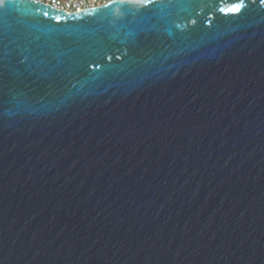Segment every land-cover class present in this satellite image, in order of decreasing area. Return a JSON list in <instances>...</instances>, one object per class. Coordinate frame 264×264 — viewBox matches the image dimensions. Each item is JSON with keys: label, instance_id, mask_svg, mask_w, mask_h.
Segmentation results:
<instances>
[{"label": "water", "instance_id": "obj_1", "mask_svg": "<svg viewBox=\"0 0 264 264\" xmlns=\"http://www.w3.org/2000/svg\"><path fill=\"white\" fill-rule=\"evenodd\" d=\"M236 2L8 0L0 264H264V5Z\"/></svg>", "mask_w": 264, "mask_h": 264}, {"label": "built area", "instance_id": "obj_2", "mask_svg": "<svg viewBox=\"0 0 264 264\" xmlns=\"http://www.w3.org/2000/svg\"><path fill=\"white\" fill-rule=\"evenodd\" d=\"M68 13L103 5L110 0H35Z\"/></svg>", "mask_w": 264, "mask_h": 264}, {"label": "snow or ice", "instance_id": "obj_3", "mask_svg": "<svg viewBox=\"0 0 264 264\" xmlns=\"http://www.w3.org/2000/svg\"><path fill=\"white\" fill-rule=\"evenodd\" d=\"M141 2L145 5L149 4V3H154L155 0H141ZM260 4L264 5V0H259ZM8 6V0H0V10H3L5 8H7ZM107 7V5H106ZM245 7H247L245 0H238V2L233 3L231 7L227 8V9H220V11L225 12V13H233V14H237L240 13L242 9H244ZM45 15H47V13H45ZM0 58H2V56H0ZM26 59V57H25ZM23 63V61H21Z\"/></svg>", "mask_w": 264, "mask_h": 264}]
</instances>
